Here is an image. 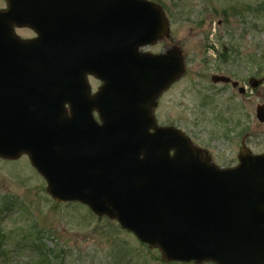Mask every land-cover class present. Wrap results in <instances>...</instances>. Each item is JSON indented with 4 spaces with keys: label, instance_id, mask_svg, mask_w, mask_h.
<instances>
[{
    "label": "water",
    "instance_id": "1",
    "mask_svg": "<svg viewBox=\"0 0 264 264\" xmlns=\"http://www.w3.org/2000/svg\"><path fill=\"white\" fill-rule=\"evenodd\" d=\"M4 1L0 157L26 154L55 201L115 219L163 261L264 264V154L244 148L222 168L179 128L156 123L155 100L184 71L177 49L140 51L169 31L160 5ZM86 71L104 82L92 98ZM255 115L264 121V103Z\"/></svg>",
    "mask_w": 264,
    "mask_h": 264
},
{
    "label": "rangeland",
    "instance_id": "2",
    "mask_svg": "<svg viewBox=\"0 0 264 264\" xmlns=\"http://www.w3.org/2000/svg\"><path fill=\"white\" fill-rule=\"evenodd\" d=\"M159 2L168 10L169 31L140 49H177L185 70L157 97L158 125L179 128L219 167L236 163L243 130L253 154L264 153V123L255 115L264 102V0ZM32 32L15 28L22 39ZM212 73L242 81L248 91L242 96L214 83ZM249 78L261 82L251 87ZM46 188L26 154L0 157V264H210L163 261L160 249L116 220L76 201L57 202Z\"/></svg>",
    "mask_w": 264,
    "mask_h": 264
},
{
    "label": "flooded vegetation",
    "instance_id": "3",
    "mask_svg": "<svg viewBox=\"0 0 264 264\" xmlns=\"http://www.w3.org/2000/svg\"><path fill=\"white\" fill-rule=\"evenodd\" d=\"M149 1H152V2H154V3H156L157 5H160V7L162 8V10H163V12H164V14H165V16H167V14H168V10H167V8H166V6H164V4L163 3H161V2H159V0H149ZM167 18V17H166ZM33 33V35H32V37L31 38H34V37H36L37 36V34L35 33V32H32ZM30 38V39H31ZM166 49V47H164L163 49H162V51H164ZM166 51V50H165ZM184 70H185V68H184ZM213 74H219V75H225V76H228V75H226V74H222V73H212L211 74V76L213 75ZM210 76V77H211ZM229 78H230V82H228V83H222L221 81H219L217 84H222V85H224V86H226V87H230L232 90H234V91H236V92H238L240 95H242V96H244L245 95V93L248 91V89H247V87H245L244 86V82H242V81H239V80H236V79H232L230 76H228ZM254 80H256V79H254ZM80 81V80H79ZM82 82H83V84H84V86H85V94H87V97H89V98H92V97H94L99 91H100V89H101V87L103 86V84H104V82L100 79V78H98L96 75H94L93 73H91V72H84L83 73V80H82ZM248 84L251 86V87H253L252 85H251V80H250V78H249V80H248ZM258 86V85H257ZM256 87V86H255ZM264 103V102H263ZM157 105H158V103H157V99L155 100V105L152 107V113H153V115L155 116V110H156V107H157ZM258 105V104H257ZM256 105V106H257ZM68 112H69V110H68ZM91 114H92V116L100 123V120H99V112H98V110L94 107V108H92V111H91ZM157 121V120H156ZM257 121H259L258 119H257ZM259 122H261V121H259ZM261 123H264V121L263 122H261ZM158 124V123H157ZM162 126H169V125H162ZM235 131H233V130H230V133L231 134H233ZM188 136V135H187ZM189 137V139L191 140V142L196 146V147H198V148H200V146H198L197 144H195L194 142H193V140L190 138V136H188ZM245 137H247V136H244V130L242 131V135L240 136V146H239V149L237 150V153H235V159H236V163H232L230 166H235L236 164H238L239 163V155H240V153H241V151L244 149V148H246V149H248V150H250V148L248 147V145H247V143H245V140H244V138ZM233 139H234V137H233ZM201 149V148H200ZM207 150V149H206ZM251 151V150H250ZM201 152H202V155L203 156H206V152L205 151H203L202 149H201ZM252 152V151H251ZM209 153V152H208ZM253 153V152H252ZM207 157L210 159V162H212V163H214V164H216L217 165V163L216 162H214L213 161V159H212V156L210 155V154H207ZM229 166V167H230ZM210 262V264H216L215 262H213V261H209Z\"/></svg>",
    "mask_w": 264,
    "mask_h": 264
}]
</instances>
